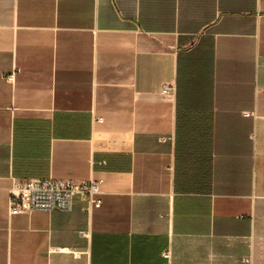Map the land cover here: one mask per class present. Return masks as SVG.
Instances as JSON below:
<instances>
[{
    "label": "crops",
    "instance_id": "1",
    "mask_svg": "<svg viewBox=\"0 0 264 264\" xmlns=\"http://www.w3.org/2000/svg\"><path fill=\"white\" fill-rule=\"evenodd\" d=\"M0 264H264V0H0Z\"/></svg>",
    "mask_w": 264,
    "mask_h": 264
},
{
    "label": "built area",
    "instance_id": "2",
    "mask_svg": "<svg viewBox=\"0 0 264 264\" xmlns=\"http://www.w3.org/2000/svg\"><path fill=\"white\" fill-rule=\"evenodd\" d=\"M8 79L13 81L14 74L9 75ZM170 89V86H166L163 91L168 93ZM102 184V179L95 178L84 181L52 177L15 179L10 190L9 214L16 215L34 211H70L77 199L86 202L88 210L99 208L102 204L100 198ZM165 256L168 257L169 253H166Z\"/></svg>",
    "mask_w": 264,
    "mask_h": 264
}]
</instances>
